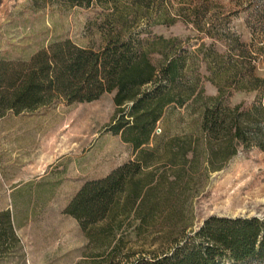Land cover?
Instances as JSON below:
<instances>
[{
  "label": "trees",
  "instance_id": "trees-1",
  "mask_svg": "<svg viewBox=\"0 0 264 264\" xmlns=\"http://www.w3.org/2000/svg\"><path fill=\"white\" fill-rule=\"evenodd\" d=\"M162 1L32 0L36 9L108 11L104 44L94 50L53 39L27 57L0 58V120L112 94L108 131L130 146L132 159L84 182L64 209L90 241L114 240L108 264H264V219L210 216L196 225L194 214L211 174L240 150L264 153V78L247 54L235 60L211 48L189 52L178 38L152 36L148 28L179 20ZM188 18L195 22L193 10ZM201 64L216 85L214 97H203L198 86ZM231 92L255 97L231 105ZM190 103L199 113L197 132L155 134L168 110ZM0 219L14 239L10 212ZM132 241L141 243L137 252L126 246Z\"/></svg>",
  "mask_w": 264,
  "mask_h": 264
},
{
  "label": "rangeland",
  "instance_id": "rangeland-1",
  "mask_svg": "<svg viewBox=\"0 0 264 264\" xmlns=\"http://www.w3.org/2000/svg\"><path fill=\"white\" fill-rule=\"evenodd\" d=\"M161 6L179 20L148 28L152 36L178 38L189 52L211 48L235 60L247 54L254 73L264 78V0H163ZM107 13L97 7L36 9L32 0H0V58L27 57L53 39L97 50L104 44ZM195 74L202 96H216L204 64ZM231 93V105L255 97ZM112 98L104 94L90 103H59L0 120V212H10L14 233L13 239L0 219V264H108L114 240L90 241L64 209L84 182L132 159L130 146L108 131L115 113ZM198 122L197 106L190 103L168 110L158 134L195 133ZM263 186L264 153L240 150L222 171L211 174L194 199L196 225L210 216L264 219ZM131 245L137 252L141 243L126 246Z\"/></svg>",
  "mask_w": 264,
  "mask_h": 264
},
{
  "label": "built area",
  "instance_id": "built-area-1",
  "mask_svg": "<svg viewBox=\"0 0 264 264\" xmlns=\"http://www.w3.org/2000/svg\"><path fill=\"white\" fill-rule=\"evenodd\" d=\"M155 134H158V133H160V129H159V127L158 126H156V128H155Z\"/></svg>",
  "mask_w": 264,
  "mask_h": 264
},
{
  "label": "crops",
  "instance_id": "crops-1",
  "mask_svg": "<svg viewBox=\"0 0 264 264\" xmlns=\"http://www.w3.org/2000/svg\"><path fill=\"white\" fill-rule=\"evenodd\" d=\"M8 116H9V114H7L6 117L3 118V120L7 119Z\"/></svg>",
  "mask_w": 264,
  "mask_h": 264
}]
</instances>
